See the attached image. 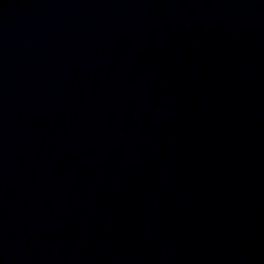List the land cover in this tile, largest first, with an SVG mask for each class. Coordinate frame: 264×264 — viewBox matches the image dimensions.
I'll return each instance as SVG.
<instances>
[{"label":"water","instance_id":"1","mask_svg":"<svg viewBox=\"0 0 264 264\" xmlns=\"http://www.w3.org/2000/svg\"><path fill=\"white\" fill-rule=\"evenodd\" d=\"M0 264H264V0H0Z\"/></svg>","mask_w":264,"mask_h":264}]
</instances>
